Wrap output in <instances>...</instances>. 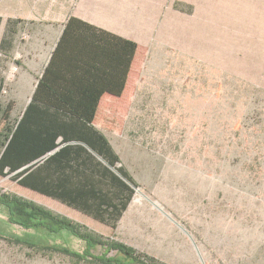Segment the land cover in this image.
Segmentation results:
<instances>
[{"label":"rangeland","instance_id":"rangeland-1","mask_svg":"<svg viewBox=\"0 0 264 264\" xmlns=\"http://www.w3.org/2000/svg\"><path fill=\"white\" fill-rule=\"evenodd\" d=\"M71 1L40 0L39 7L71 9ZM112 1L105 11L119 23L103 30L95 51L80 49L77 38L90 28L73 15L55 48L49 40L35 48L40 34L28 20L15 46L0 47V67L7 64L0 128L8 104L15 118L32 96L83 115L138 184L128 209L111 226L8 176H0V189L166 264H264V0ZM26 56L49 61L37 84L43 94L16 93L19 64L11 69L17 60L29 69ZM87 60L102 65L98 74L82 73ZM38 62L33 69L42 68ZM14 236L84 247L67 231L10 222L1 205L0 264H98L8 239Z\"/></svg>","mask_w":264,"mask_h":264},{"label":"trees","instance_id":"trees-1","mask_svg":"<svg viewBox=\"0 0 264 264\" xmlns=\"http://www.w3.org/2000/svg\"><path fill=\"white\" fill-rule=\"evenodd\" d=\"M22 20L9 19L8 23ZM10 107L8 104L0 128V176L114 226L128 209L138 184L104 132L81 114L36 99H31L15 118L10 117ZM0 205L10 222L53 234L67 231L83 240L84 247L75 251L25 236L8 238L15 243L98 264H166L23 196L0 189ZM97 245L103 250L101 254L92 251Z\"/></svg>","mask_w":264,"mask_h":264},{"label":"crops","instance_id":"crops-1","mask_svg":"<svg viewBox=\"0 0 264 264\" xmlns=\"http://www.w3.org/2000/svg\"><path fill=\"white\" fill-rule=\"evenodd\" d=\"M54 2H56V0H54ZM69 4L72 5L71 9H69V5L66 6L57 3L54 8L52 7V9L46 8L45 10H41L44 8L39 7L40 0H0V47L11 45L15 46L13 44H15L16 38L21 34L22 30H24L25 28V25L23 24L24 20H28L31 24L34 25V30L36 26L37 33L40 34V36H36L38 42L36 41L35 48H46L45 40L51 41L53 46L52 48H55V46L57 45L56 42L61 37L65 21H67V18L69 16L71 17L73 15L83 20L84 23L91 25V27L95 28H90V31L86 29V31H84V34L77 38V40H80L81 42L79 43L80 45L82 43L84 44L83 47H80L81 50L95 51V47L101 44L103 30H107V32L112 33L114 31V27H117L119 23V16L117 14L105 11L106 7H108L109 11H111V7L114 4L113 1L94 0V2H92L89 0H75L74 3L71 1ZM47 16L53 19V22H48L47 20L46 22L45 17ZM9 19H23V21L17 23H12L11 21L8 23ZM52 23L53 25H58V28L54 27ZM48 24H51L50 28L47 27ZM41 26H44L45 30L41 29ZM24 59L26 61L28 60L30 67L29 69H22L21 67H23V65L19 60L16 61L17 65L12 67L11 69L13 71H16L19 64L18 68H20V75L18 76L19 80L16 83V93L34 95L35 91H37V94H43L42 92L46 89L45 85H42V90L37 87V84H39L38 81L41 77H43V75H47V72L44 71V68L47 67V64L49 62L48 59H34L29 56H26ZM38 61L44 62L42 68H40L39 70L37 68L33 69L32 64L36 65ZM80 63H82L83 68H86V70L82 71L83 74L84 71L85 73L90 72L92 74L95 72V74H98V70H100V67L102 66L101 64H99L100 67L99 65L96 66V61L90 62V60L82 61ZM56 64L57 63L55 62V65ZM5 68L0 67V93H2L1 91L3 90V83L5 80ZM31 99H36L41 103L57 107V105H53L51 103L43 101L42 98H34L32 96V98L27 99V101H25L24 106L22 107V111ZM57 108L61 109L59 107Z\"/></svg>","mask_w":264,"mask_h":264},{"label":"water","instance_id":"water-1","mask_svg":"<svg viewBox=\"0 0 264 264\" xmlns=\"http://www.w3.org/2000/svg\"><path fill=\"white\" fill-rule=\"evenodd\" d=\"M51 152V151H50ZM50 152H48V153H50ZM136 188V190H137V187H135ZM181 227V226H180ZM182 229H184V228H182ZM185 230V229H184Z\"/></svg>","mask_w":264,"mask_h":264}]
</instances>
